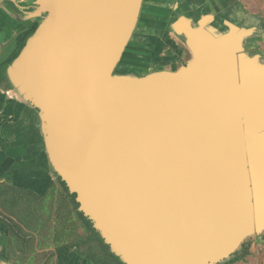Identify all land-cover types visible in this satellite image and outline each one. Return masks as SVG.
I'll return each mask as SVG.
<instances>
[{
    "label": "water",
    "instance_id": "obj_1",
    "mask_svg": "<svg viewBox=\"0 0 264 264\" xmlns=\"http://www.w3.org/2000/svg\"><path fill=\"white\" fill-rule=\"evenodd\" d=\"M34 1L39 24L3 80L111 252L225 264L264 236V52L233 0L169 3L191 58L145 74L122 67L145 0Z\"/></svg>",
    "mask_w": 264,
    "mask_h": 264
},
{
    "label": "rangeland",
    "instance_id": "obj_2",
    "mask_svg": "<svg viewBox=\"0 0 264 264\" xmlns=\"http://www.w3.org/2000/svg\"><path fill=\"white\" fill-rule=\"evenodd\" d=\"M196 1L200 2V0ZM175 2V0L144 1L141 23L137 28L135 39L130 44L125 54L126 58L122 64L126 72L143 74L159 68L175 69L185 65V62L190 60L191 53L185 43L169 30V24L174 16L172 13L173 9L170 10V4H174ZM229 8L232 11L230 14H233L231 15L232 19H236L238 16L240 22L244 24L253 22V26L259 28L258 34H260V37L257 38L253 44L254 48L264 52V0H233ZM30 9L33 11L35 7ZM234 9L237 11H233ZM197 10L198 8L194 7L191 13H195ZM154 15L157 18H155ZM226 15L229 14L226 12ZM149 48L153 49L154 52L151 49L149 50ZM50 177L54 182H58L57 177L51 172ZM65 204L64 201L56 204L60 212L62 209H65V217L59 219L51 217V224L46 228V230L49 231V227L58 224V227L63 226L65 230H68V228L70 229V227L75 230L76 236L72 237L66 236V232L63 231L61 239L58 232H56V234L45 235V228L42 227L40 229L39 227L38 229L36 228L37 226L34 227L36 223L37 225L39 224L38 218L45 217L47 210H49V208H46L49 207V205L45 203L41 195L33 191H18L17 189H14L12 192H0V214L4 217V219L0 221V224L8 231V234L15 237V249L16 251L19 250L18 252L24 257L22 259L23 262L41 264L39 256L52 251V248H57L59 243H65L67 245L71 242L75 243L76 241L79 242V245L82 246V250L85 253L89 248L95 255L103 257V253L100 251V248H98L99 245L87 239L90 234L82 226L80 221L77 219V222L74 218L73 221H71L72 217L76 214L74 215L72 208L64 207ZM32 214L35 215L37 219L34 218ZM29 216L30 218H27ZM66 219H68L70 223H64ZM60 220L62 221L60 222ZM48 236L50 238H47ZM3 241L5 242L4 238L2 239V242ZM26 250H28V253H26ZM225 264H264V236L251 239L247 245V249L243 251L241 256L240 254L235 255Z\"/></svg>",
    "mask_w": 264,
    "mask_h": 264
},
{
    "label": "crops",
    "instance_id": "obj_3",
    "mask_svg": "<svg viewBox=\"0 0 264 264\" xmlns=\"http://www.w3.org/2000/svg\"><path fill=\"white\" fill-rule=\"evenodd\" d=\"M18 24L9 12L0 8V36L2 32L10 36ZM22 46L4 45L0 40V183L7 182L22 191L34 190L41 195L48 187L50 168L46 163L38 112L8 90L3 80L6 67ZM0 226V264H18L1 256L8 235ZM70 257V253L65 254L64 261L67 263ZM69 262L75 264L77 260L70 258Z\"/></svg>",
    "mask_w": 264,
    "mask_h": 264
},
{
    "label": "flooded vegetation",
    "instance_id": "obj_4",
    "mask_svg": "<svg viewBox=\"0 0 264 264\" xmlns=\"http://www.w3.org/2000/svg\"><path fill=\"white\" fill-rule=\"evenodd\" d=\"M215 1L217 2L218 5L219 1L218 0ZM34 2H35L34 0H0V8L7 10L6 12H9L11 17H14V19L19 22V24L16 26L17 30L14 33H12L10 36H5V34L2 32L0 36V40L4 45L24 44L30 32L37 27V25L39 24L38 19L26 20L27 16L31 12H34L35 10L34 9L33 11H31L30 9L32 7H35ZM196 6L199 7L198 5ZM214 7H216V5H214ZM50 172L57 177L58 182L57 183L54 182L53 180H51V177H49L50 180L48 183V187L44 191V193L41 194L42 199L45 200V203L47 205H49V207H46L49 208V210H47V214H45V217L38 218L39 224L37 225L36 223L34 227L37 226L36 228L38 229L39 227L40 229L42 227L45 228V232H44L45 235H49L53 233L56 234V232H58V234L61 236L63 231H65L66 236H70V237L76 236L75 230H73L72 227H70V229L68 228V230H65L63 226L58 227V224L49 227L50 228V230L48 228L49 231L46 230L47 226H50L51 224L50 222L51 217L58 219L65 217L64 215L65 209L64 210L62 209L60 212V210H58V207H56L57 203L64 201L66 203L64 207L72 208L74 215L76 214L74 217H72L71 221H73V218L77 222L78 220L80 221L82 226L90 234V236L87 239L96 242L97 245H99L98 248H100V251L103 253V257H99L98 255H95L94 252L91 251L89 248L88 251L85 253L82 250V246H80L79 242L76 241L75 243L71 242L70 244L67 245L65 243H61V244L59 243V246H57V248H52V251L43 254L42 256H39V259H41V264H74L72 262H69L70 258L77 260V263L75 264H119L117 259L111 255L112 253L111 250L109 251L105 246L101 244V242L95 237L91 228L88 226L86 220L82 216H80L79 212L81 211H79V204L77 205L78 203L77 200L76 199L74 200L72 197V194L74 193H71L69 189L67 190L65 186L61 184V182L59 181L61 178L57 176L55 172H52L51 170ZM14 189H17L18 191L20 190L17 187H14L12 184H9L7 182L0 183V192H8V191L12 192L14 191ZM24 191H30V192L33 191L36 194L40 195L34 190H24ZM30 216L27 218H30ZM33 217L37 219L35 215H33ZM3 219L4 217L0 214V221ZM61 221L62 220H60V222ZM64 223H70V221L66 219ZM7 235H8L7 238L8 241L5 247L3 248L4 253H2L1 256L6 257L8 260L16 261L18 264H29L27 262H23L22 259L24 257H22L21 253L18 252L19 250L16 251L15 237H12L10 234H8V231H7ZM47 238L50 237L48 236ZM60 238L62 239V236ZM26 251H27L26 253H28V250ZM68 253L71 254V257L67 260L66 263L64 261V257L65 254Z\"/></svg>",
    "mask_w": 264,
    "mask_h": 264
},
{
    "label": "trees",
    "instance_id": "obj_5",
    "mask_svg": "<svg viewBox=\"0 0 264 264\" xmlns=\"http://www.w3.org/2000/svg\"><path fill=\"white\" fill-rule=\"evenodd\" d=\"M145 73H147V72H145ZM145 73H143V74H145ZM59 181H60L61 184H62L63 186H65V188L68 190V188H67V186H66V183H65L64 181H62L61 179H60ZM72 197H73V199L75 200V199H76V194H75V193L72 194ZM77 205H78V203H77ZM79 214H80V216H82V217L86 220L88 226L91 228V230H92V232L94 233L95 237L101 242V244H102L103 246H105V247L110 251V247H109V245H107V244L104 242V240L99 236V234L97 233V231H96L95 228L93 227V223H92V221H91L89 218L85 217L84 214H83L82 212H79ZM248 243H249V242L245 243V244L242 246L241 250L238 251L235 255H239V254H240V256H241L242 253H243V251H244L245 249H247V245H248ZM111 255L114 256V257L117 259V261H118L119 264H124V263L121 261V259H120L119 257L115 256L113 253H111Z\"/></svg>",
    "mask_w": 264,
    "mask_h": 264
},
{
    "label": "bare ground",
    "instance_id": "obj_6",
    "mask_svg": "<svg viewBox=\"0 0 264 264\" xmlns=\"http://www.w3.org/2000/svg\"><path fill=\"white\" fill-rule=\"evenodd\" d=\"M190 2V1H189ZM154 17H155V15H154ZM162 17V16H161ZM155 18H157V17H155ZM154 19V18H153ZM253 22H250L249 24L251 25V26H253L254 24H252ZM148 25H151V24H148ZM152 26V25H151ZM154 36V35H153ZM149 38V37H148ZM137 41V40H136ZM154 43V42H153ZM155 43H157V42H155ZM140 44V43H139ZM138 44V45H139ZM150 44V43H149ZM141 45V44H140ZM158 45V44H157ZM148 47V46H147ZM148 49V48H147ZM151 48H149V50H150ZM155 49V48H154ZM152 51H153V49H151ZM154 52V51H153ZM153 52H152V54H153ZM129 53V52H128ZM160 53V52H159ZM144 56V55H143ZM145 58V57H144ZM156 58V57H155ZM160 58V57H159ZM158 59V58H157ZM147 61V60H146ZM149 62V61H148ZM155 62V61H154ZM156 63V62H155ZM156 66V65H155ZM158 66V65H157ZM43 179V178H42ZM46 183V182H45ZM40 187V186H39Z\"/></svg>",
    "mask_w": 264,
    "mask_h": 264
}]
</instances>
